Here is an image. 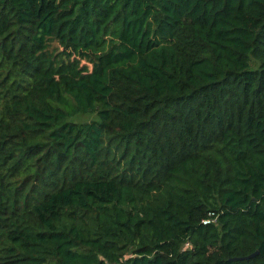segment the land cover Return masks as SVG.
<instances>
[{"label":"trees","instance_id":"obj_1","mask_svg":"<svg viewBox=\"0 0 264 264\" xmlns=\"http://www.w3.org/2000/svg\"><path fill=\"white\" fill-rule=\"evenodd\" d=\"M0 264H264V0H0Z\"/></svg>","mask_w":264,"mask_h":264},{"label":"built area","instance_id":"obj_2","mask_svg":"<svg viewBox=\"0 0 264 264\" xmlns=\"http://www.w3.org/2000/svg\"><path fill=\"white\" fill-rule=\"evenodd\" d=\"M214 222V221H213ZM210 222L207 220V221H204L203 224H209Z\"/></svg>","mask_w":264,"mask_h":264},{"label":"rangeland","instance_id":"obj_3","mask_svg":"<svg viewBox=\"0 0 264 264\" xmlns=\"http://www.w3.org/2000/svg\"><path fill=\"white\" fill-rule=\"evenodd\" d=\"M81 121H85L87 120L85 117L84 118H79Z\"/></svg>","mask_w":264,"mask_h":264},{"label":"water","instance_id":"obj_4","mask_svg":"<svg viewBox=\"0 0 264 264\" xmlns=\"http://www.w3.org/2000/svg\"><path fill=\"white\" fill-rule=\"evenodd\" d=\"M252 256H254V255H252Z\"/></svg>","mask_w":264,"mask_h":264}]
</instances>
